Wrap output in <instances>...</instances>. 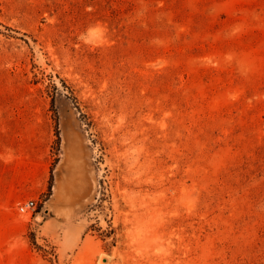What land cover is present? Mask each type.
Wrapping results in <instances>:
<instances>
[{"label":"rangeland","instance_id":"374dc122","mask_svg":"<svg viewBox=\"0 0 264 264\" xmlns=\"http://www.w3.org/2000/svg\"><path fill=\"white\" fill-rule=\"evenodd\" d=\"M0 123V264H264V0H0Z\"/></svg>","mask_w":264,"mask_h":264},{"label":"crops","instance_id":"0c3cea01","mask_svg":"<svg viewBox=\"0 0 264 264\" xmlns=\"http://www.w3.org/2000/svg\"><path fill=\"white\" fill-rule=\"evenodd\" d=\"M41 148L0 123V216L46 188Z\"/></svg>","mask_w":264,"mask_h":264},{"label":"built area","instance_id":"2783aa9c","mask_svg":"<svg viewBox=\"0 0 264 264\" xmlns=\"http://www.w3.org/2000/svg\"><path fill=\"white\" fill-rule=\"evenodd\" d=\"M35 204H36L35 199L34 198H29L26 201H24L22 203H19L17 205V210H18V212L23 213V212H26L29 209L34 208Z\"/></svg>","mask_w":264,"mask_h":264}]
</instances>
